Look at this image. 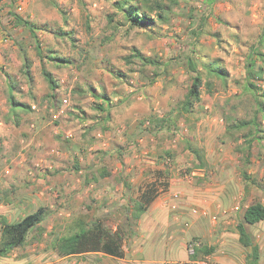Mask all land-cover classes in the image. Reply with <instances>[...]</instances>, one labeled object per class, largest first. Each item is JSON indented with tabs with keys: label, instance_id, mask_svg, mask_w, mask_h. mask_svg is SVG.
Returning a JSON list of instances; mask_svg holds the SVG:
<instances>
[{
	"label": "rangeland",
	"instance_id": "obj_1",
	"mask_svg": "<svg viewBox=\"0 0 264 264\" xmlns=\"http://www.w3.org/2000/svg\"><path fill=\"white\" fill-rule=\"evenodd\" d=\"M117 1L0 4V200L27 205L14 217L0 213V218L13 223L38 207L47 209L25 245L10 253L13 259L35 253L42 258L36 264L51 263L60 258L56 238L91 221L110 231L123 230L137 188L157 172L175 187L173 193L187 210L196 208L188 204L183 187L200 186L215 194L221 189L229 195L235 216L218 223L217 214L213 223L221 228L236 222L245 206L264 205V100L258 115L261 132L250 150L244 137L249 128L226 132V123L256 115L251 92L264 90V0H178L166 12L167 21L150 13L154 22L139 26L129 24ZM18 4L21 12L15 10ZM15 17L30 23L33 35L15 25ZM134 50L153 64L132 58ZM249 59L254 61L250 82L257 90L245 88ZM189 62L196 72L188 69ZM210 66L221 68L225 81L209 76ZM42 69L59 84L57 110ZM259 72L261 79L254 77ZM122 73L125 77H116ZM197 73L202 77L200 100L183 112L184 96ZM11 96L19 104L17 117L11 113ZM22 104L28 106L26 112L20 111ZM187 146L204 153L206 169L196 168ZM107 169L113 173L110 179L101 177ZM250 228L258 251L251 258L240 244L228 241L244 259L236 264H264V222Z\"/></svg>",
	"mask_w": 264,
	"mask_h": 264
},
{
	"label": "trees",
	"instance_id": "obj_2",
	"mask_svg": "<svg viewBox=\"0 0 264 264\" xmlns=\"http://www.w3.org/2000/svg\"><path fill=\"white\" fill-rule=\"evenodd\" d=\"M134 2V0H133ZM135 3H138L140 6L144 7V10H141L138 6H135L132 3V0H118L116 2L120 10L123 11L125 19L129 22L131 26H139L141 23L152 24L154 22L153 18L149 15L150 13L155 14V18L159 22H165L166 12L170 10L171 7L178 5V0H136ZM167 3V4H166ZM23 25L25 28L31 32L34 31V27L28 23L26 20H21L18 17H15V25ZM33 35V34H32ZM38 47V46H37ZM39 50V47L37 48ZM262 57V54H259ZM132 58H137L143 63L153 64L151 60L142 56L139 52L134 50ZM47 59L54 62H60L64 64H69L68 60L57 58L54 56H47ZM247 71L248 76L246 77V89L257 90L256 86L250 82L251 77H253V66L254 61L252 59L247 60ZM130 63V58H127V62ZM26 72L25 75L31 81V75L29 73L28 66H25ZM188 69L191 72H196V66L193 62H189ZM209 76H214L221 81H225L223 71L218 66H210L208 70ZM41 74L44 81L46 82L48 89L50 91L49 98L54 102L53 107L55 110L58 109L60 99L57 96L59 91V84L54 81L51 74L46 70L42 69ZM259 75H254L257 79H261V72ZM116 77L123 78L125 75L118 74ZM202 85V77L197 73L193 78L191 85L184 96V100L181 105V110L183 112H189L193 104L200 100V88ZM205 85L209 88L210 84L208 81L205 82ZM12 89V87H10ZM259 94H255L256 91L251 95L256 103V115L248 121L239 120L233 122L231 125L226 123V132L228 134H233L235 132H241L247 128L249 131L245 134L244 137H247L245 142L246 151L250 150L252 142L255 140L254 135L258 136L260 134V124L258 121V115L262 113L263 104L261 100H264V90H259ZM98 97L97 95H94ZM104 100L108 101L107 96H99ZM11 104V113L14 117H17L16 106L18 107V102H16L15 97L11 96L9 98ZM28 109L27 105L22 104L21 110L26 112ZM17 123V122H16ZM159 123H165L164 120H160ZM17 125V124H16ZM188 151L193 155L195 166L198 169H206L207 163L204 157V153L191 146H187ZM248 158H246V161ZM75 169L78 170L76 164ZM109 174L106 171L101 172V177H107ZM243 177L246 178L245 174ZM169 188L168 179L162 174V172H157V175L154 179L145 182L139 188V195L137 200L134 202L132 208L131 217L137 220L147 209L149 204L156 198V196L164 191H167ZM47 216V209L44 207H38L34 212L25 215L22 219L13 222L6 223L4 219H0V258L7 257L12 251L17 248H22L26 241L28 234L31 230L36 229L41 222ZM243 223L254 226L260 222L264 221V205L259 202H254L246 207L242 217ZM123 230L117 229L114 232L107 230L102 223L100 222H89L87 225H78V230L72 234L56 238L57 248L56 253L59 257L66 256H78L86 253H102L103 255L113 257V258H123L122 242L125 235L130 231L129 224H126ZM236 231L238 235V242L243 248H249L250 253L247 255L252 258V255H256L258 247L253 245L250 236L247 234V231L242 224L236 225ZM214 252L213 247H197L195 248L193 259L199 257L211 255ZM257 260V257H255ZM248 263V264H255Z\"/></svg>",
	"mask_w": 264,
	"mask_h": 264
},
{
	"label": "crops",
	"instance_id": "obj_3",
	"mask_svg": "<svg viewBox=\"0 0 264 264\" xmlns=\"http://www.w3.org/2000/svg\"><path fill=\"white\" fill-rule=\"evenodd\" d=\"M2 2L3 0H0V4ZM119 170L121 171L122 168L120 167ZM107 173L110 174L108 175L110 179L113 173L109 169H107ZM109 179L105 178L104 180ZM148 181L150 180L148 179ZM182 190L189 200L188 204L195 206L196 210L208 213L206 217L193 215L191 209L187 210L185 208L186 204L184 202L181 205L179 204L178 210L170 211L168 204L171 202V195L175 192V187L170 184L168 190L159 193L137 220H131V217L127 216L122 220V223L130 224V231L125 235L122 242L123 258H113L102 253H86L78 256L60 257L48 264H236V261L240 262V259L243 263L244 259L235 255L236 250L233 249L235 244L228 243V241L239 245L237 232L234 233L233 228L237 224H242L253 245H258L250 234L251 226L243 223L242 220L247 206L237 212L238 219L236 222L230 221L226 224V228H221L219 224H214L217 214L219 216L218 223L224 217L235 216V206L231 208L229 195L222 194L221 189H219L220 194L207 193L200 186L191 187V189L183 187ZM17 205L16 201L6 204L0 200V213L14 217L15 214L20 213L27 206L26 202L22 206H20V203H17ZM133 205H131V212ZM230 211L231 213L228 216L224 215ZM117 229L121 230L122 228ZM117 229L114 228V231ZM191 239L198 241L197 243L202 241L203 247H213L214 252L211 255H202L197 259H193L194 251L192 253L189 244ZM248 249L242 247L241 250L246 255L250 253L247 252ZM11 255L0 258V264H36L39 258V254L36 255L35 253L30 258L25 256L13 259L15 255L12 258Z\"/></svg>",
	"mask_w": 264,
	"mask_h": 264
},
{
	"label": "built area",
	"instance_id": "obj_4",
	"mask_svg": "<svg viewBox=\"0 0 264 264\" xmlns=\"http://www.w3.org/2000/svg\"><path fill=\"white\" fill-rule=\"evenodd\" d=\"M16 12H21L22 11V6L21 4H18V6H16L15 8ZM7 40H5L6 42ZM32 109H35L34 107H32ZM68 137V136H67ZM170 204H168V207L170 210L172 211H175L177 208H178V205H179V202H180V199H179V195L177 193H173L170 197ZM192 214L193 215H199L201 217H206L207 216V213L205 211H200V210H196V209H192ZM196 245H199V244H196ZM195 244L194 245H191V250H192V253H193V247L196 246Z\"/></svg>",
	"mask_w": 264,
	"mask_h": 264
}]
</instances>
